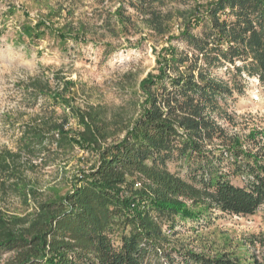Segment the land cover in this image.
Listing matches in <instances>:
<instances>
[{
  "label": "trees",
  "instance_id": "obj_1",
  "mask_svg": "<svg viewBox=\"0 0 264 264\" xmlns=\"http://www.w3.org/2000/svg\"><path fill=\"white\" fill-rule=\"evenodd\" d=\"M227 10L231 22L222 19ZM204 15H193L189 22L197 26ZM206 15L213 41L209 48L207 35L198 45L200 53L215 54L217 60L231 65L241 61L236 74L257 77L264 85V0H217ZM187 27L183 39L196 41L190 24ZM165 52L171 62H187L174 49ZM194 64L174 78L166 75L162 65L159 75H149L141 84L146 95L141 114L134 121L121 120L124 129L119 131L125 134L107 146L116 134L112 126L120 125L101 106L71 107L81 126L77 137L57 120L40 119L22 126L17 151L0 154V189L18 194L27 206L33 201L35 210L24 216L0 212V264H264V234L248 239L246 246L254 252L245 259L229 253L208 256L163 248L167 240L163 225L169 223L174 233L178 216H200L197 206L251 216L264 205V155L239 145L225 147L218 155L205 151L202 132L211 131L204 129L206 123L179 121L173 110L166 114L160 107L161 102H175L176 107L212 102L231 93L223 83L204 81L200 70L202 82L197 83ZM43 88L38 85L32 93L46 96ZM55 101L67 102L63 96ZM76 147L97 152L99 159L89 171L79 173L70 191L42 199L28 189L21 168L34 160L67 155ZM225 156L232 173L223 171ZM173 160L187 165L184 176L168 168ZM230 174L246 175L247 186L233 184Z\"/></svg>",
  "mask_w": 264,
  "mask_h": 264
},
{
  "label": "rangeland",
  "instance_id": "obj_2",
  "mask_svg": "<svg viewBox=\"0 0 264 264\" xmlns=\"http://www.w3.org/2000/svg\"><path fill=\"white\" fill-rule=\"evenodd\" d=\"M216 1L0 0V154L16 152L22 126L40 119L57 120L77 137L81 126L71 115V107L84 109L88 105L105 107L120 125L112 126L116 134L104 144L107 146L125 134V130L119 131L121 120L134 121L141 114L146 99L141 84L149 75H159L162 65L166 75L174 78L184 75L194 62L197 83L202 82L200 70L204 81L223 83L231 93L212 102L200 100L181 107L161 102L164 113L173 110L179 121L188 118L206 123L204 129L211 131L202 132L205 151L218 155L225 147L239 145L244 151L264 155V85L257 77L236 74L235 67L243 62L231 65L217 60L215 54L200 53L198 45L211 34L206 12ZM203 13L205 19L199 25L189 22L193 15ZM222 19L233 21L229 10ZM188 24L196 41L183 39ZM207 41L211 48L213 37ZM170 49L187 62H171L165 52ZM170 83L167 80V86L171 87ZM41 84L46 96L36 97L32 91ZM62 96L67 102L57 103ZM98 159L97 152L76 147L74 152L46 162L34 160L21 168L20 174L39 198L62 197L79 173L89 171ZM228 160L225 156L223 171L232 173ZM167 165L178 175L187 172V165L180 160ZM247 179L246 175L230 174L236 186H247ZM135 186L140 188L141 183ZM29 203L27 206L18 194L1 187L0 212L4 216L33 213L34 202ZM195 209L200 216H178L174 233L169 223L163 225L167 234L164 250L208 256L229 253L245 259L254 252L246 246L248 239L264 234V205L251 216L202 206ZM260 252L258 246L256 253Z\"/></svg>",
  "mask_w": 264,
  "mask_h": 264
}]
</instances>
